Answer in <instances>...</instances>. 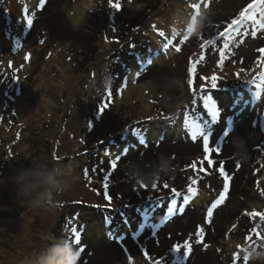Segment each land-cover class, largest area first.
<instances>
[{
    "label": "rangeland",
    "instance_id": "obj_1",
    "mask_svg": "<svg viewBox=\"0 0 264 264\" xmlns=\"http://www.w3.org/2000/svg\"><path fill=\"white\" fill-rule=\"evenodd\" d=\"M62 1L45 0L41 5L40 0H3V4H0V264H38L41 260L43 262L49 249L60 244L70 245L79 252L81 257L78 264L84 262V256L93 254L90 260L94 258L100 261L113 251L106 250L101 240H97V237L106 241L110 239L106 221L94 222L91 231L82 235V225L93 218L92 214L89 219L90 215L84 212L82 224L70 222V211L63 217L60 214L66 208L70 210L69 207L71 211H79L80 208L88 211L83 206L75 207L71 204L73 202L103 208L117 207L101 193L106 173H111L108 187L124 189V193L132 197L139 190L140 197L147 201L148 197H153V194H143L149 188H140L144 182L131 176L128 166L121 164V158L114 171L109 167L113 158L128 152L125 146L105 151L111 154L106 156L104 152V157L111 158L106 159V162L109 161L106 169L94 167L90 171L91 178L85 180L87 154L94 152L101 140L115 141L113 138H116L117 143L119 131L142 135L143 145L160 141V136L168 133V138L173 141L171 144L157 146L159 150H146L140 155L166 157L176 153L186 154L188 166L184 171L193 176L199 174L196 175L199 184L192 187V191L197 192L196 196L191 197L186 188L184 196L189 194V200L185 203L184 197H180V207L188 203L195 210L192 218L183 219L185 223L186 220L192 221V229L186 232L187 236L196 241V233L203 228L204 237L201 243L191 247V255L181 256L184 259H179V264H252L254 255L258 253L263 254L258 262L264 264V141L254 146V153H248L251 146L248 141L252 136L260 140V136L264 135V127H261L264 89L257 98L255 85L250 90L244 88L246 81L260 70L257 63L261 55L257 52L260 47L252 38L263 35L264 30H259L257 36L253 37L255 32L251 34L252 25L249 24L245 29H240L241 33L247 35H240L237 30L225 36L237 20L244 18V11L241 10L258 5L259 0H251L247 6L241 5L237 10L235 3L239 0H120L122 7L119 11L111 8L108 0ZM58 4L70 25L81 36L77 39L79 44L68 40L56 42L58 28H53L54 36L50 30L47 31L51 15L45 18L38 16V10L45 14L51 6L58 8L59 12ZM233 7L236 11L234 14ZM25 14H34V23L41 21L40 25L46 26V29H39L31 36L30 29L24 26ZM235 17L236 20L233 19ZM211 18L213 23L208 26ZM255 23L264 27L261 20ZM125 28L128 35H120ZM89 35L97 39L98 51L95 60H86L85 63L81 52L86 42L90 41ZM208 39L215 43L207 45L210 43ZM17 40L22 45L19 48L16 46ZM90 43L93 45L94 42ZM224 43L225 47L229 45L228 49H223ZM235 45L241 47L239 53L235 54L238 61L234 60L232 53ZM135 46L146 48L144 52L132 55L131 50ZM221 50L225 51L223 63ZM253 52L254 60L249 62ZM113 53L119 55L114 62L115 69L124 65L126 58H129V63L124 74L127 76L113 91L115 98L109 104L110 97H105L108 89L99 86L98 81L101 72L110 64L108 56ZM26 56L29 58L25 59ZM202 56L203 60L200 59ZM23 58L27 61L24 62ZM192 61L198 63L193 65L197 76L194 88L190 90L188 68ZM143 70L156 75L153 82L157 86L149 81L139 82ZM212 75L218 77L215 89L219 91L214 92L216 98L213 99L221 113L215 124L210 115H204L203 102L197 105L200 97L215 90L210 87ZM201 85L204 87L201 88ZM105 104L108 107L101 116L99 108ZM162 105H167L171 113L160 114ZM109 115L113 119L111 123L116 127L121 125L119 131L116 128V134L107 131L109 124L102 123ZM247 116L248 120L245 119ZM202 119L206 129L213 133L210 147L220 149L210 154L216 159L210 157L214 161L211 166L204 160L202 138L198 136L193 140L190 135L191 125L201 123ZM152 121L154 126L166 130L158 135L151 130L152 124H148ZM89 122L94 126L92 130H89ZM143 123L145 126H142ZM138 125L141 130L136 129ZM224 131L230 135L225 137L222 134ZM131 143L137 144L134 141ZM176 147L178 149L173 150ZM239 154L246 168H239L242 175L228 170L232 184L228 196L213 209V216L208 222L207 210L219 197L222 183L225 182L222 176L212 175L215 172L220 174V166L216 163L222 158ZM248 155L252 156V164ZM201 160H204L202 167L199 163ZM193 161L197 162L195 169L192 167ZM226 165L230 166L229 162ZM208 167H213L212 173L206 169ZM26 172L34 175L23 183L18 182V178ZM48 173L53 175L54 183L51 185L42 184L39 176L35 175ZM168 186L166 192L171 191ZM44 193L47 198L41 199ZM184 209L185 212L189 211ZM230 216L235 218L227 226L224 237L216 238L218 223ZM139 217H142L141 212L133 220L126 218L123 232H128V228H137L141 224L137 221ZM166 223L176 227L181 221L179 216H169ZM185 223L183 228L187 226ZM208 229L212 230L211 236ZM73 232L80 236L81 242L86 243L82 253L69 240ZM85 236H91V239H84ZM139 239L142 238L133 237L132 243L137 245ZM206 239L210 240L208 245L205 244ZM199 251H204L206 255L198 259ZM128 257H117L113 264H129ZM176 257L181 258L179 255ZM147 262L146 258L132 257V264Z\"/></svg>",
    "mask_w": 264,
    "mask_h": 264
},
{
    "label": "trees",
    "instance_id": "obj_2",
    "mask_svg": "<svg viewBox=\"0 0 264 264\" xmlns=\"http://www.w3.org/2000/svg\"><path fill=\"white\" fill-rule=\"evenodd\" d=\"M60 1H61L60 3L63 2L62 0H60ZM250 1L251 0H239L237 3H235L236 4L235 10H237V8L241 5H243V7L245 5L247 6V3H250ZM52 3H51V5H52ZM58 6H60V5L58 4ZM57 10H58V8L53 9L52 6H51V8H48V10H46L45 14H41L42 11L38 10V16L41 18H45L46 15H51V17L48 19L49 23H48V27H47L48 30L47 31L50 30L51 34L54 36L55 33L52 30H53V28L54 29L58 28V29H56V31L58 32L59 37L55 38V40H57L56 42L68 40L70 42L75 41L76 44H79L77 39H79L81 36L79 35L77 29L74 28L72 25H70L69 20L67 19V17L64 16L65 13H64V11H62L61 6H60V11L58 12ZM232 11H233V14H234V12H236V11H234V7H233ZM212 19L213 18H211V20H209L210 22H209L208 26L213 23ZM34 22H35V20H34ZM40 24H41V21H39L37 23H33V26L30 29L31 36H34L36 33H38L39 29H40V31H43L44 27L46 29V26L42 27ZM137 26H139V25H137ZM36 28H38V30H36ZM126 29L127 28L122 29L121 30L122 33H120V35H122V36L128 35L126 33V31L128 32V30H126ZM22 36L24 38L23 34H22ZM53 36H52V38H53ZM90 36L91 35H89L88 37H89L90 41L94 42L93 45L90 43V41H87L86 47L81 52V55H83V59H84L85 63H86V60L87 61L95 60L94 56L98 51L97 39L93 38L92 36L90 37ZM93 39H96V40H93ZM252 39L255 41V43L259 44L260 48H262V46H264V33H263V35L256 37V39L255 38H252ZM145 48H146V46H143L141 48L140 47L137 48L135 46V48L133 50H131V53H132V55H134L136 53H142L145 51ZM240 48L241 47H239V45L238 46L235 45L234 48L232 49L234 60L238 61V56L235 54L239 53ZM79 49H81V48H79ZM257 52H259V51L257 50ZM254 54H255L254 52L251 54L249 62L254 60V57H255ZM118 58H119L118 53L117 54L113 53L112 55L108 56L107 59H110V62H109L110 64H107V68L104 69L103 72H101V74L99 75V81H98L99 84L98 85L99 86H106V88L108 89V92L105 95V97H107V98L110 97L109 104L112 101H114V98H115L113 91L116 90V88L118 87V85L122 81V79L123 78L125 79L127 76L124 74H126L125 72H127L128 63H129L128 59L129 58H126L125 64L124 65L121 64V66L117 70V69H115L116 66L114 65V62ZM26 61L27 60H25L24 62H26ZM85 66H86V64H85ZM206 67H208V66H206ZM148 71L143 70V72L140 73L138 80H139V82L149 81L150 83H152L155 86L156 83L154 84L153 81L156 78V75L154 73H150V71L149 72ZM233 84L234 83L232 82V85ZM156 86H157V84H156ZM253 86H254V84L253 85L245 84L244 88L247 90H250ZM158 87H159V85H158ZM216 91H219V90L215 89L213 91H208L207 96H209L211 94L212 98H216V95L214 94V92H216ZM109 93L111 95H109ZM199 99H200V101H198L197 105H201L200 102H203L202 97H200ZM213 100L215 101V99H213ZM159 110H160V114H165V113H161V112L171 113V111H168L169 107L167 105H162ZM248 114H250V113L248 112ZM239 117L240 116H238V118ZM245 119L248 120L249 117L247 116ZM111 120H113V119L109 115L107 117V119H103L102 123H104L106 125L109 124L110 126L107 129V131L108 132L109 131L114 132L116 134L117 133L116 128H119L117 130V131H119L120 130L119 126H121V125L116 127L115 124L111 123ZM160 120H161V118H160ZM153 122L154 121H152L151 123H148V124L149 125L152 124L151 130H154V132H157L158 135L161 133V131L164 132V130H166L162 127L154 126ZM262 122L264 123V117L262 119ZM115 123H116V121H115ZM156 123L158 124V122H156ZM160 123H161V121H160ZM142 126H145V123H143ZM259 126H260V124H259ZM135 127H136V129L138 128L137 130L142 129L140 127V125L135 126ZM146 130H147V128H146ZM134 133H131L129 131H125V133L124 132L122 133L119 131L120 138H118L117 143H115L116 138H113V140H115V141L101 140V141H103V143L102 144L99 143L98 148L94 152H92V153L90 152L87 154L88 160H86V165H85V169H84V171L87 170V175H85L84 178L86 181H88V179L91 178L90 176L92 174L90 175V171L94 167L97 168L98 170H100V169L102 170L103 167L106 169V164L109 162V161L106 162V159H111V158L104 157L105 151L111 150L113 148H120L119 146H125L124 147L125 151H128V152L125 155L120 156V158L122 159L121 164L122 165L126 164L128 166V168L130 169L129 170L130 173H132L131 176H133L136 180L138 179L141 182L143 181L144 185L148 186V188H149L148 192H143V194H145V193H148V195L153 194V197H152L153 199H151L149 201L145 200L146 198L142 199L140 197V191L139 190H136L135 196L132 197L131 195L127 196L124 193V189H116L114 187L113 188L108 187L107 195L111 198L110 200H112L114 203L117 204V207H115V208L97 207V206H94L91 204H86V203H81V202L71 203V204L75 205V207H76V205L81 206V207L83 206L86 209H88V211L84 210L82 208H80L81 210H79V211H76V210L71 211V207H69L70 210L68 208H66L65 211L60 214L61 217H63L66 212L70 211V213H69L70 222H73V223L77 222L78 224H82L81 219H82V214L84 212H87L88 215H90V214L93 215V218L90 219V217H91V215H90L89 216L90 220L84 226L82 225V231H81L82 235L86 234L88 232V230L91 231L90 227H92L94 222L106 221L109 225L110 239L108 241H106L104 239H100L95 234L94 235L97 237V240L102 241V242L100 241V243H103L106 246L105 247L106 250L112 249L113 251L110 252V254L105 255V258L100 260V261L99 260L96 261V259L94 260V258L90 260L89 257L93 254H91L89 256H84V258H83L84 262L82 264H113V261L117 257L121 258L124 255H129L133 258L142 259V258H146L145 254H144L145 251H147L149 257H151V260L159 259L161 256H166L168 264H171V261L173 259H175L177 255H179L181 257L184 253V251H182V248H181L182 253H181V251H180V253L171 252L170 249L172 248V246L174 244L179 243L182 245L185 240H189V242L191 243V247L195 246L194 244L198 245L197 243H195L194 240H191V238L189 236H187V234H186V232H189L192 229V221L189 222V220H186V223H185L183 220V219H185V218L187 219L189 217L192 218V216L195 213L193 205H190L187 203L186 206L182 207V209H183L182 211L179 210V208L177 207V210L174 211V213L172 215H170L171 217L179 216V219L181 221L180 225H177L176 227H172L171 224L167 225L168 222L165 225L166 219L169 218V216L165 215V211L168 207L169 200L172 198V193H169L171 191L166 192L163 185L164 184L170 185L171 189L176 188L177 191H179L181 193L180 197H184V194L186 193L185 189L188 188V186L190 184L189 178L190 177L194 178L197 181L196 175H199V174L196 173L193 176L188 171H184L185 167L188 166V164H186V158L188 157V155H186V154L182 155L181 153H176V152H179V150L174 152L176 154L168 155L166 157H163V156L157 157V156H154V154H151V156H144L145 157L144 158V157H142L143 155H140V153H142V152H147V151L153 152V151L159 150V149H157V146L161 147L162 145H165L167 143L171 144L173 141H172V139L168 138V136H170V135H168V133H165L163 136L161 135L160 141H157V142L156 141H154V142L150 141V143H147L145 145H143L144 138L142 137V135H138V134H134ZM113 136L116 137V135H113ZM263 136H260V140H258L257 137L252 136V139H250L248 141V143L251 145L248 153H250V152L254 153V148H255L254 146H259L262 144V142L264 141ZM136 137L138 138L137 141L134 140V139H137ZM166 137L168 139H166ZM133 141L136 142L137 144L132 145L131 142H133ZM141 145H143V146H141ZM127 146H128V150L126 149ZM136 146H141V147H136ZM134 147H136V148H134ZM175 149H178V148L176 147L173 150H175ZM240 156L241 155L239 154L237 156L232 155V156H229L228 158H222L220 160L217 159L218 161L216 164L220 167H221V164H223L224 171L227 174H228V170H231V171L235 172V174L238 173V174L242 175V173L239 171V168H246V166H245V163L244 164L242 163L243 157L241 158ZM248 156L251 157V159H249V161H250L249 163L252 164V156H250V155H248ZM210 157H212V156H210ZM178 159L180 160V163H178L179 162ZM212 159L216 160L213 157H212ZM228 162H229L230 166H227V165L225 166V163H228ZM220 167H219V169H220ZM182 168H184V169H182ZM186 169H189V168H186ZM206 169L210 173H212L213 167L212 168L208 167ZM251 169H253V168H251ZM99 172H101V171H99ZM250 173L252 174L251 170H250ZM212 175H215L217 177L221 176L218 172H215ZM233 180H235V178ZM229 183H230V188H231V185H232L231 179H230ZM197 184H199V181H197ZM224 184H225V182L222 183V186H221L222 190H223ZM154 185H157L159 191L152 189V187ZM191 186L193 187V185H191ZM195 186H197V185H195ZM230 188H229V190H230ZM101 193L105 196V189L101 190ZM164 194H166V195H164ZM158 196L159 197H163V196L167 197L168 196L171 198H169V200H168V199H165L163 197L164 198L162 201V203H164L163 207H161V206L156 207L155 201H156ZM180 197L175 198L177 200V206H179V207H180V204L182 203V201L180 200ZM79 204H81V205H79ZM75 207H73L72 209H74ZM184 208H187L189 211L185 212ZM140 212L142 214V217H139L140 219L137 218V221H138V223H141V224L137 223L138 227L134 228L133 230L131 228H128L127 230L129 232V234L127 231H125V233H124L123 228H124L126 218L133 220V218L137 217ZM148 216H150L151 219L147 220V222L146 221L143 222V220H146V217H148ZM232 218H235V217H231V216L227 217L224 221L221 220L218 223L217 230H216L217 231L216 238H218V237L223 238L224 237L226 230H227V226L230 225L232 222ZM78 219H80V221ZM184 223H185V225H187V226L189 225V226L188 227L185 226L183 228ZM262 223H263V221H262ZM176 228H177V230L174 231V229H176ZM211 232H212V230L210 231L208 229L209 236L212 235ZM117 234L119 236H117ZM126 234H128V235H126ZM133 234H135V236ZM125 236H127L128 239ZM139 236L142 239L138 240V242L136 244L138 245V243H139V246H137L134 243H132L133 242L132 238L133 237H139ZM146 236L147 237L150 236V237L143 239V237H146ZM87 238L91 239V236H88V237L85 236L84 239H87ZM209 242H210V240L206 239L205 244L208 245ZM85 244H86L85 242H83V241L81 242V240H80L79 245L78 246L76 245V247L79 249H85V246H86ZM193 248H194V250L196 249L195 247H193ZM191 254L192 253H190L189 255H191ZM198 255H199L198 259H200L201 255H206V254L204 253V251H199ZM260 256H262V258H263V254H261V253H258V255H254L252 264L253 263L254 264L259 263L258 259L260 260ZM80 257H81V255L79 254V259H80ZM180 259H184V257H181ZM191 259H192V257H191ZM151 260L147 259L148 262L146 264H151ZM42 263L43 262L41 260L40 263H38V264H42ZM263 263H264V261H263Z\"/></svg>",
    "mask_w": 264,
    "mask_h": 264
},
{
    "label": "snow or ice",
    "instance_id": "obj_3",
    "mask_svg": "<svg viewBox=\"0 0 264 264\" xmlns=\"http://www.w3.org/2000/svg\"><path fill=\"white\" fill-rule=\"evenodd\" d=\"M45 2V0H40V4L43 5ZM108 3H109V6L117 11H119L122 7L121 5V2L120 0H108ZM251 3V2H250ZM0 4H3V0H0ZM257 7H259V11H257ZM241 11H244V18L243 19H239L237 20V22L235 24L232 25V27L230 29H228V32L225 33V36L226 34L227 35H230L231 33L233 32H236L237 30H239V34L241 35H247V33L245 34L244 32L241 33L240 32V29L241 28H246L249 24L252 25V30H251V34L253 32H255V35L253 37H256L257 36V32L259 30H264V27H261L260 24H256L255 21L256 20H261V23L264 24V19H262V13H264V0H259V4L258 5H253L252 8H247V10L245 11L244 9H242ZM34 15V14H33ZM33 15H27L25 14V17H24V26L28 29H31L32 26H33V23H34V20H33ZM259 17V18H258ZM234 20H236L237 18H233ZM254 25V27H253ZM227 27V26H226ZM113 31H115V28H113ZM220 37H224V36H221L219 34ZM210 41V43H208L207 45L209 44H214L215 41L214 40H211V39H208ZM41 44L44 43L43 40L40 41ZM16 46L19 48L21 47L22 45L20 44V42L17 40L16 41ZM229 45H227V47H225V43L223 45V49H228ZM205 48V47H203ZM202 48V49H203ZM179 51V49H177ZM259 53H261L260 55V59L257 61V63L259 64L260 66V70L258 71V73L252 78V79H249L246 81L247 84H250V85H255V88H256V92H255V95L257 96V98L260 97L261 95V89H264V48H260L259 50ZM225 56V51L221 50L220 51V57H221V63H223V58ZM29 57H25V59H28ZM201 60L204 59V57H200ZM198 63V61H192L189 68H188V80L190 81L189 83V88L190 90H193L194 88V79L196 78L197 76V73L195 72V67L193 68V65L196 66ZM11 67V63L9 65ZM200 79H207L205 77H199ZM218 77L215 76V75H212L210 77V87L212 89H215L217 88V81ZM204 85H201V88H203ZM195 95V92L193 93ZM109 95H111L109 93ZM202 100H203V107L205 108L206 112L204 115H210L211 118H212V123L215 124L216 122H218V117L221 115L220 113V110L217 108V104L216 102L213 100V98L211 96H204L202 97ZM108 105L105 104V105H102L100 108H99V112L101 114V116L103 115V113L105 112V110L107 109ZM184 123L186 124L187 121L185 120ZM89 130H92L93 129V124L91 122H89ZM261 127H264V123L261 124ZM212 132L211 130H208L206 129V126L203 124V119L201 121V123H194L193 125H191V139L193 140H196L197 137H201L202 138V149H203V152H204V160L207 161L208 165L211 166L214 161L210 158V154L211 153H214V152H218L220 149L219 148H212L210 147V139H211V136H212ZM225 137H227L228 135H230V133H228L227 131H224L222 133ZM100 143L102 144L103 141H100ZM105 155L108 156V155H111L110 153L108 152H105ZM120 159L119 155H117V157L115 159H112L110 164H109V167L114 171L117 167V163H118V160ZM204 160H201L199 163L201 164V167L203 166L204 164ZM196 161H193V164H192V167L195 169V166H196ZM219 172L221 174V176L223 177L224 181H225V184L223 185V190L220 192L219 194V197L217 198L216 201L213 202V204L211 206H209L208 210H207V213H206V220L208 222H210V218L213 216V209L222 204L224 202V200L227 198V195L229 193V188H230V177L229 175L224 171V168H223V164H221V167L219 169ZM85 173L87 175V170H85ZM111 173H106V175L104 176V189H105V197L106 199H111L108 195H107V189H108V178H109V175ZM190 180V184L188 186V189H187V192L190 194L191 197H195L197 192L196 191H192V186L193 184H196L197 181L196 179L194 178H189ZM163 187L165 189H167L169 186L167 184H164ZM140 188H143L145 190L148 189V186L146 185H143L142 183L140 184ZM153 190H156V191H159L157 185H154L152 187ZM171 193H172V198L169 200V203H168V207L165 211V215L166 216H170L174 213V211L177 210V200L175 199L176 197H180L181 196V193L179 191H177L176 188H172L171 189ZM149 200L152 199V197H148ZM163 197H157L156 201H155V205L156 207H160L162 206V201H163ZM184 202H188L189 200V195H185L184 196ZM180 210L182 211V206L180 208ZM151 217L148 216L146 217V222L147 220H150ZM135 236V234H133ZM196 236H197V239H196V243H201L202 242V239L204 237V229L203 228H200L199 231L196 233ZM69 240L74 242L77 246L79 245L80 243V236L73 232V233H70L69 235ZM181 248L184 249V253L183 255L186 257L187 255L190 254L191 252V243L189 242V240H185L183 242V244H174L172 246V248L170 249L171 252H174V253H180L181 251ZM81 250V253H82V249ZM145 254V257L147 259H150L151 260V257H149L147 251L144 252ZM129 259V264H132V257L129 256L128 257ZM179 257H176L175 259H173L171 261V264H179ZM151 264H168V261H167V257L166 256H161L159 259H155V260H151Z\"/></svg>",
    "mask_w": 264,
    "mask_h": 264
},
{
    "label": "clouds",
    "instance_id": "obj_4",
    "mask_svg": "<svg viewBox=\"0 0 264 264\" xmlns=\"http://www.w3.org/2000/svg\"><path fill=\"white\" fill-rule=\"evenodd\" d=\"M31 175V172H26L24 175L18 178V182L23 183ZM39 176V179L44 185H51L54 183L52 173L48 174H35ZM47 198V194H41V199ZM79 252L73 249L70 245L60 244L55 245L48 250V254L43 257V264H78Z\"/></svg>",
    "mask_w": 264,
    "mask_h": 264
}]
</instances>
